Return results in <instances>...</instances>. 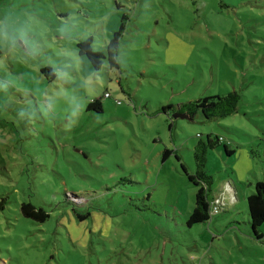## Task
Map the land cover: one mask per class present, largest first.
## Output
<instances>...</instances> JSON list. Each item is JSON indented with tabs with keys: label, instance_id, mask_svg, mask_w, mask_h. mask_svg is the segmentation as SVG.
<instances>
[{
	"label": "rangeland",
	"instance_id": "1",
	"mask_svg": "<svg viewBox=\"0 0 264 264\" xmlns=\"http://www.w3.org/2000/svg\"><path fill=\"white\" fill-rule=\"evenodd\" d=\"M25 13L34 53L0 49V264H264L246 205L264 182V0H0V16ZM121 23L118 67L94 71L77 43L105 52ZM231 92L224 119L158 112ZM208 135L233 151L206 156L224 207L188 227L197 189L180 163L194 174ZM23 203L49 219H25Z\"/></svg>",
	"mask_w": 264,
	"mask_h": 264
},
{
	"label": "trees",
	"instance_id": "2",
	"mask_svg": "<svg viewBox=\"0 0 264 264\" xmlns=\"http://www.w3.org/2000/svg\"><path fill=\"white\" fill-rule=\"evenodd\" d=\"M125 18H123V21ZM125 24L121 23L116 32L113 33L111 39L105 46V52L94 51L92 48L93 39L88 37L79 41L76 45L78 55L86 58L94 71L101 69L103 61L107 59L111 68H117V51L120 38L124 32ZM42 76L47 79V82L56 80V75L50 68H42L40 70ZM108 95H105V97ZM240 96L236 92L227 93L222 96L206 97L192 102H187L173 108L167 106L161 108L158 112L167 113L171 111L173 114H183L188 120L192 121L197 113H201L205 120L224 119L236 114ZM95 110L101 112L100 102L98 100L92 101L88 104L87 110ZM219 145H224L223 140L218 137L208 135L206 141H199L193 150V157L195 161L196 171L194 174H189L186 167L180 163L183 173L187 180L196 187L194 206L192 212L187 219V226L206 224L211 221L214 216L210 215L211 204L216 196L212 194V179L204 172L206 164V156L208 151L216 149ZM223 150L226 155L233 154L229 150V145H224ZM171 151L165 150L161 155V162H164ZM176 160L180 159L176 156ZM247 212L249 216V224L251 233L254 239L260 240L263 236L264 229V182L257 181L254 185V190L251 195L246 198ZM5 199L0 201V211L4 209ZM21 215L28 220H33L38 223H44L49 219V215L41 208H36L30 203H23L20 206ZM219 215V214H218ZM217 216V215H215ZM90 217V214L77 215L80 221Z\"/></svg>",
	"mask_w": 264,
	"mask_h": 264
},
{
	"label": "clouds",
	"instance_id": "3",
	"mask_svg": "<svg viewBox=\"0 0 264 264\" xmlns=\"http://www.w3.org/2000/svg\"><path fill=\"white\" fill-rule=\"evenodd\" d=\"M38 39L35 20L30 14L25 13L23 17L12 14L0 16V49H23L25 55H31L36 50ZM61 55L72 63L79 61L75 52H62ZM58 77L67 78V73H58ZM86 86H91V76L86 81Z\"/></svg>",
	"mask_w": 264,
	"mask_h": 264
},
{
	"label": "built area",
	"instance_id": "4",
	"mask_svg": "<svg viewBox=\"0 0 264 264\" xmlns=\"http://www.w3.org/2000/svg\"><path fill=\"white\" fill-rule=\"evenodd\" d=\"M228 187L229 185L226 186L227 189ZM223 207H224V201H221L220 198L216 197L213 203L211 204L210 215L215 216L220 214Z\"/></svg>",
	"mask_w": 264,
	"mask_h": 264
},
{
	"label": "water",
	"instance_id": "5",
	"mask_svg": "<svg viewBox=\"0 0 264 264\" xmlns=\"http://www.w3.org/2000/svg\"><path fill=\"white\" fill-rule=\"evenodd\" d=\"M173 118H179V119H185L187 120V117L183 114H178V113H175V115L173 116Z\"/></svg>",
	"mask_w": 264,
	"mask_h": 264
}]
</instances>
